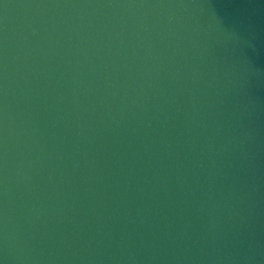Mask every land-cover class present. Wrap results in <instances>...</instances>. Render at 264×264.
I'll return each instance as SVG.
<instances>
[{
    "label": "water",
    "instance_id": "water-1",
    "mask_svg": "<svg viewBox=\"0 0 264 264\" xmlns=\"http://www.w3.org/2000/svg\"><path fill=\"white\" fill-rule=\"evenodd\" d=\"M0 264H264V0H0Z\"/></svg>",
    "mask_w": 264,
    "mask_h": 264
}]
</instances>
